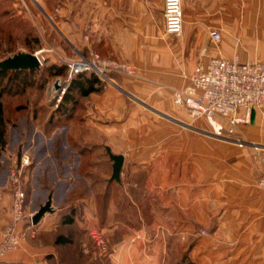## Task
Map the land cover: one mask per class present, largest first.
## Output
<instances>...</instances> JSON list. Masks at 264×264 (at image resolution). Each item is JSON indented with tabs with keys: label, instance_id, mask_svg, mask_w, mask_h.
<instances>
[{
	"label": "crops",
	"instance_id": "obj_1",
	"mask_svg": "<svg viewBox=\"0 0 264 264\" xmlns=\"http://www.w3.org/2000/svg\"><path fill=\"white\" fill-rule=\"evenodd\" d=\"M43 1L62 25L72 47L86 54L94 51L137 72V80L124 73L109 72L111 84L87 100L81 136H75L70 128L65 131V135L77 137L76 141L90 144L94 151L106 153L108 146L112 153L124 155L120 182L115 181L112 187L119 192L123 189L130 202L124 205V194L120 192L117 204L111 202L107 213L97 216L89 194V175L82 176L77 171L80 159L67 164L66 177L51 162L36 161L26 170L25 188L29 176L32 181L36 172L49 178L45 181V177L37 176L33 180L29 203L39 208L51 195L53 211L36 224L30 225L27 220L18 223L20 247L0 253V264H70L65 255L71 254L70 241L98 222L107 237L116 241L115 264H157L164 251L162 238L148 248L144 242L127 243L134 230L128 220L135 213L131 208L137 207L136 199H159L177 229L189 231L215 225L228 237L216 242L196 241L191 251L196 264H264V193L257 187L260 172L249 150L236 148L231 141L219 137L223 130L218 119L199 118L194 126L183 123L185 108H179L172 93L170 97L164 91L187 84L201 61L240 54L241 40L250 36V23H260L264 36V0L251 5L250 0H181L183 24L178 36L164 32V0ZM211 30L220 31L218 44L210 43ZM36 52L39 51L29 53ZM257 116L255 111L250 125L256 123ZM164 117L180 125L164 126ZM261 130L264 125L257 130L258 136ZM248 138L252 139L250 135ZM41 147L52 152L56 144ZM59 148L65 149L63 144ZM92 163L104 168L94 182L106 187L112 171L108 154ZM107 168L110 173L105 172ZM70 169L78 179L72 181ZM6 178L0 181V242L11 217ZM74 183H83L87 196L76 201L71 198L73 205L67 204L75 191ZM27 201L28 197L26 205ZM35 212L28 210L26 214ZM157 222L164 223L162 216ZM239 230L254 237H229ZM223 243L235 245L226 249Z\"/></svg>",
	"mask_w": 264,
	"mask_h": 264
},
{
	"label": "rangeland",
	"instance_id": "obj_2",
	"mask_svg": "<svg viewBox=\"0 0 264 264\" xmlns=\"http://www.w3.org/2000/svg\"><path fill=\"white\" fill-rule=\"evenodd\" d=\"M255 2L256 0H250V5L255 4ZM51 20L58 29L55 28ZM61 26V24H58L55 21V15L50 13L45 7L43 0H0V60L22 51H39L40 55L44 57L43 63L40 65V68H42V77L40 79L38 78V73H35L33 77H27L25 80H23V76H18V78L12 77L8 82L9 87L5 89L1 96L3 117L7 134L6 144L0 153V181L3 177H7L10 158H12L11 156L17 157L23 150H28L30 153L32 164L37 163L36 161L39 160L46 162L45 164L51 162L56 166V170L59 171V174H64L63 176L65 177L67 164H74L75 161L80 159L82 166L77 169L78 174L82 176L89 175V194L90 197L93 198V208L95 209L97 216H100L104 212L107 213V209L111 202H114L115 205L117 204L120 192L123 193V189L119 192L117 187H112L113 184H115V181H110L106 187H104L105 185L103 186L100 183L96 184L94 182V180L99 178V175L97 174L100 171H103L104 168L99 166L100 163H97L96 166L95 163L92 162L100 160L102 155L106 156V153L104 150H100L99 152L94 151L91 149L90 144H84L81 140L79 141L78 139L76 141L75 139L81 136V133L84 130L82 128V122L84 121L83 117L86 110V103L88 102L87 100L92 94L96 93H92L86 97L79 96L77 104L72 109L69 118L58 119V122L54 124L57 126L55 128H52L49 125L51 118L56 120V116L54 115L56 107H54V93L52 86H54L53 84L56 80H60L61 86H66L67 75L65 71L61 75H48L45 74L47 73L45 69L51 64L65 65L68 61L77 58L80 54L88 55L85 51H80L67 42ZM241 41V53L235 54L231 58H237L240 61H264V36L261 31L260 23H250V36L248 39ZM241 56L246 57V59L242 60ZM106 74L107 76L110 75L109 73ZM136 74L137 72H135L134 75H123L137 80L139 77L136 76ZM8 75L11 76L12 73H8ZM99 78L103 80L102 89L107 83L111 84L107 79L103 77ZM6 81L7 80L4 79V85ZM67 87L68 85L66 88ZM164 91L169 93L171 97V88H164ZM172 98H170L171 101ZM173 105L175 104L173 103ZM179 108L183 110L181 106H179ZM183 115L185 116L182 119V121H184L183 123L190 126L197 125L196 120L189 118L184 110ZM257 117L258 119L254 125H250L251 122L240 124L238 126V134L248 141L264 145L262 142V139L264 141V131L261 130L259 132L260 136L257 135V130H260V128L262 129V125H264V110H258ZM163 121L164 126L180 125L173 123V121L165 117ZM201 125L205 126V124ZM69 128L77 137H74L71 134L65 135V131L69 130ZM39 132L44 134H40ZM249 135L252 139L248 138ZM258 137H261L262 139L259 138L258 140ZM45 143H55L56 149L52 152L43 150L41 146ZM66 143H68L74 150L65 147L67 145ZM60 144H63L65 149H60ZM82 146H86L84 150ZM234 146L241 149L246 148L238 147L237 145ZM249 155L251 160L254 161L257 166L258 172H260L259 162L252 156L251 150H249ZM36 170L37 169L35 168L34 173ZM70 170L72 173V181L73 179H78L79 177L74 171L72 169ZM109 171V168L105 170L107 173H110ZM50 172H53V170H50ZM25 173L26 171L24 172V175ZM37 176L40 179L45 177V181L49 178L47 174L40 176V172H36L33 180L37 178ZM30 179H32V177L29 176V180L26 184L28 203L25 205L29 209L27 208L25 210L37 211L39 205L36 206L33 202H30L31 204L29 203V199L32 197V185L34 184L33 180L31 181ZM5 184H7V178ZM76 184H72L75 191L68 199L67 204L71 203V198L76 201L77 198L80 199L82 195L87 196L86 187H84L85 185L83 183V185L81 183ZM123 196L124 205L128 204L130 199L127 198L125 194ZM132 201H135V199ZM136 203L137 207L134 205V207L131 208L132 213H135H133V216L128 220L134 230L130 231L131 234L127 243L144 242L147 245L146 248H148L150 243L153 244V242L162 238L164 251L157 264H196L194 257L191 254L196 241L210 239L216 242L217 240H227L228 238L227 236H224L223 232L216 230L215 225H210L208 227L202 226L189 231L177 229L175 222L171 224L174 219L168 214L167 207H162L159 199H136ZM74 210H77V208L74 207ZM125 210L130 209L126 208ZM161 216L164 219L163 224L157 222V218H161ZM24 220H27L31 225L32 222L29 215ZM98 223L91 225L89 228L100 230L103 233L107 242V251L104 253L100 252L91 240L88 228L87 230L84 229L82 230L80 237L76 240L74 239L70 241L71 254H65L70 264L117 263V260L114 258L115 252L113 250L116 241L107 237L106 232L101 226V222ZM202 230H205L207 233L203 234ZM18 234L20 235L21 244L22 236L20 233ZM229 237L242 239L252 238L254 236L251 233L249 234L239 230ZM20 244L14 250H17L20 247ZM223 244H225L224 247H226V249H229L231 245H235L230 243ZM58 264L62 263L58 262Z\"/></svg>",
	"mask_w": 264,
	"mask_h": 264
},
{
	"label": "built area",
	"instance_id": "obj_3",
	"mask_svg": "<svg viewBox=\"0 0 264 264\" xmlns=\"http://www.w3.org/2000/svg\"><path fill=\"white\" fill-rule=\"evenodd\" d=\"M164 32L178 36L182 33L183 9L181 0H164ZM221 40L218 30L209 32V41L217 44ZM42 65L44 57L35 53ZM68 73L66 86L78 74L94 72L108 80L106 73L116 72L134 75L131 66L119 63L111 58H103L94 51L88 55L80 54L67 62ZM66 86H62L54 99V107L61 100ZM174 103L183 106L192 120L199 118L218 119L221 121L222 133L218 136L231 141L238 147L251 150L258 160L260 174L257 187L264 193V145L248 141L238 133L240 124L251 122L252 112L264 110V61H240L237 58L210 57L201 61L196 71L188 77V82L181 88L172 91ZM10 158L7 170V184L11 194V217L5 227L0 242V253L9 252L20 244V235L16 231L18 223L28 215L25 205L27 200L24 184V172L32 164L28 150ZM32 215H29L31 219ZM88 233L95 247L100 252L107 251V242L100 230L88 228ZM203 234L207 232L202 230Z\"/></svg>",
	"mask_w": 264,
	"mask_h": 264
},
{
	"label": "trees",
	"instance_id": "obj_4",
	"mask_svg": "<svg viewBox=\"0 0 264 264\" xmlns=\"http://www.w3.org/2000/svg\"><path fill=\"white\" fill-rule=\"evenodd\" d=\"M32 52V51H30ZM42 68L39 69H28V70H1L0 69V153L2 152L5 144H6V127L4 123V117H3V105L1 102V96L4 93L5 89L8 86L9 79L12 77L18 78V76H23V80H25L27 77H33L35 73H38V78L40 79L42 77ZM45 71L48 75H61L64 73H68L67 65H56L51 64L48 66ZM8 73H12L11 76L8 75ZM8 75V76H7ZM9 77V78H8ZM4 79H6L5 85L3 84ZM20 83V82H17ZM7 85V86H6ZM103 86V80L98 77L97 74L94 72L89 73H81L73 77L66 90L62 94L61 100L59 101L54 115L56 116V120L50 119L49 125L52 128H55L54 124L58 122V119L63 118H69L70 113L72 112V109L77 104L78 97H86L92 93H97L101 91ZM54 125V126H53ZM83 150L86 146H82ZM82 166V163L80 162L79 167ZM78 167V168H79ZM67 222V221H65Z\"/></svg>",
	"mask_w": 264,
	"mask_h": 264
},
{
	"label": "water",
	"instance_id": "obj_5",
	"mask_svg": "<svg viewBox=\"0 0 264 264\" xmlns=\"http://www.w3.org/2000/svg\"><path fill=\"white\" fill-rule=\"evenodd\" d=\"M50 18V17H49ZM56 29L58 27L53 23ZM40 64L35 54L29 52H17L12 56H8L5 59L0 60V69L1 70H28V69H39ZM54 87L56 92L53 96V99L57 97V93L61 90L60 80L54 82ZM254 111L252 112L251 120L253 119ZM106 153L108 154L112 164H111V175L109 181L120 182V172L123 167L124 155L123 154H114L111 152L108 146L105 147ZM53 208L51 206V195L48 196L47 200L42 204L38 210L32 215L31 221L33 224H36L47 212H52Z\"/></svg>",
	"mask_w": 264,
	"mask_h": 264
},
{
	"label": "bare ground",
	"instance_id": "obj_6",
	"mask_svg": "<svg viewBox=\"0 0 264 264\" xmlns=\"http://www.w3.org/2000/svg\"><path fill=\"white\" fill-rule=\"evenodd\" d=\"M52 89H53V93L55 94L56 88L54 86H52Z\"/></svg>",
	"mask_w": 264,
	"mask_h": 264
}]
</instances>
